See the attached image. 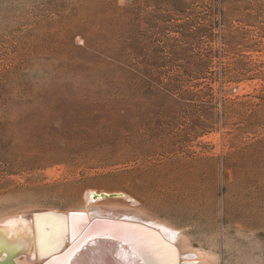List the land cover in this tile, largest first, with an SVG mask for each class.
Listing matches in <instances>:
<instances>
[{"label": "rangeland", "instance_id": "rangeland-1", "mask_svg": "<svg viewBox=\"0 0 264 264\" xmlns=\"http://www.w3.org/2000/svg\"><path fill=\"white\" fill-rule=\"evenodd\" d=\"M90 189L264 264V0H0V218Z\"/></svg>", "mask_w": 264, "mask_h": 264}, {"label": "bare ground", "instance_id": "bare-ground-1", "mask_svg": "<svg viewBox=\"0 0 264 264\" xmlns=\"http://www.w3.org/2000/svg\"><path fill=\"white\" fill-rule=\"evenodd\" d=\"M92 191L98 194L105 192L122 195L93 199L90 195ZM141 205L137 197L126 191L106 192L90 189L83 195L79 207L67 211L50 210V208L45 211L32 210L28 213L5 216L0 218V227L8 237L14 234L15 242L28 241L29 235L34 241L33 258L18 257L16 259L18 264H53L54 261H67L68 264H210L212 262V254L193 247L181 228L166 219L146 212L145 207ZM51 211L63 213L65 216L49 213ZM74 211L79 213L73 214ZM34 212L48 213H42L34 219ZM94 213H108L114 215L116 219H120L122 215L132 216L153 224L157 231L135 224L111 225L104 221L92 222ZM88 221L92 223L84 232L83 239L74 243L73 234L75 233L76 237ZM106 230L119 232L127 239L101 235ZM92 231L103 232L89 234ZM64 237L67 239L63 245ZM132 240L137 241L136 247L129 242ZM37 251L43 257H39Z\"/></svg>", "mask_w": 264, "mask_h": 264}, {"label": "water", "instance_id": "water-1", "mask_svg": "<svg viewBox=\"0 0 264 264\" xmlns=\"http://www.w3.org/2000/svg\"><path fill=\"white\" fill-rule=\"evenodd\" d=\"M91 197L93 199H96L98 197H110L112 195H122V194H116V193H112V194H108V193H105V192H102V193H96L95 191H92L90 193ZM44 214V213H48V212H34L33 213V218L36 219V216L40 215V214ZM49 213H54V214H57L58 216H65L63 213H56V212H49ZM73 214L74 213H79L77 211H74L72 212ZM92 222H108V223H111V225H115V224H123V223H126V224H123V225H127V224H135V225H140V226H143L144 228H148L152 231H157L154 227L153 224L151 223H148V222H145V221H141L140 219H137L135 217H132V216H127V215H122L120 217V219H116L114 215H111V214H108V213H94L92 215ZM133 220H137L136 222L133 221ZM91 222V223H92ZM91 223H89V221L86 223L85 227L81 230V232H79V234L75 237V242L78 241L79 239H83L84 237V232L91 226ZM114 223V224H112ZM27 234H28V231H26ZM95 233H102L103 231H92V232H89V234H94ZM119 232H116V231H113V230H106V232H104L103 234L101 235H109L111 237H114V238H123V240L125 239L124 237H122V234L119 233ZM28 236V235H27ZM16 236L14 234H12L11 236H7L5 231L0 227V264H18L16 262V259L18 257H21V256H28L29 258H33V251L35 252L34 250V241L32 239V237L29 235L27 238H28V241H19V242H15ZM67 238H63L62 239V244L64 245V242L66 241ZM171 244V243H170ZM37 255L39 257H43V255H41L38 251H37ZM46 256V255H45Z\"/></svg>", "mask_w": 264, "mask_h": 264}, {"label": "snow or ice", "instance_id": "snow-or-ice-1", "mask_svg": "<svg viewBox=\"0 0 264 264\" xmlns=\"http://www.w3.org/2000/svg\"><path fill=\"white\" fill-rule=\"evenodd\" d=\"M73 239L75 240V233L73 234ZM125 239H127V237H125ZM130 243L133 244L134 247L137 246V241L136 240H132V241H129ZM53 264H68L67 261H54Z\"/></svg>", "mask_w": 264, "mask_h": 264}]
</instances>
